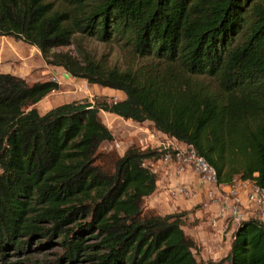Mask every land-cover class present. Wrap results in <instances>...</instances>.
<instances>
[{
  "label": "trees",
  "instance_id": "obj_1",
  "mask_svg": "<svg viewBox=\"0 0 264 264\" xmlns=\"http://www.w3.org/2000/svg\"><path fill=\"white\" fill-rule=\"evenodd\" d=\"M80 34L120 42L134 63L109 66ZM0 35L36 46L72 77L125 93L42 113L36 104L58 81L0 72V264L25 263L9 254L39 249L36 236L59 242L54 264H216L197 260L182 214L144 206L157 188L147 161L162 151L101 150L115 136L100 112L151 121L192 145L219 184L264 186V0H0ZM68 45L77 54L53 50ZM221 261L264 264V222L242 220Z\"/></svg>",
  "mask_w": 264,
  "mask_h": 264
},
{
  "label": "rangeland",
  "instance_id": "obj_2",
  "mask_svg": "<svg viewBox=\"0 0 264 264\" xmlns=\"http://www.w3.org/2000/svg\"><path fill=\"white\" fill-rule=\"evenodd\" d=\"M77 38L82 45L90 50L98 59H103L109 66L124 69L131 65V63H134L130 58L129 49L123 47L120 42L115 40L102 41L95 36H89L87 34H80ZM53 50L72 51L74 54H77L74 45L59 46L55 47ZM60 71L61 74L63 73L64 75L63 76L59 73L60 78L63 81V83H60V89L49 93L36 104V107L42 113L51 107L76 100L95 102L102 100L114 101L125 98V93L120 90L102 87L97 84H89L85 79L72 76L68 77L65 75L67 72L63 68H61ZM100 114L103 122L111 129L115 136L112 142H105L102 145L101 150L114 149L120 154H123L131 145H136L142 149L159 150L158 147H153L151 138L145 140L144 134L146 132L156 131L152 125H149L150 123H140L127 120L116 114L105 111H101ZM161 151L163 157L166 150L163 149ZM155 161L157 160H148L147 164L151 168L156 169L158 163L153 165V162ZM156 173L157 188L153 194L145 198L144 206L148 208L154 207L156 212L160 214H182L186 232L193 235L198 243V248L194 251L197 260H208L214 261L216 264H227L226 261L222 262L221 260L227 253L229 235L235 224H230V227L222 231L217 241H214L209 236L212 232V226L209 223L207 211H205L208 204H206L205 201H201L191 205L192 203L186 201L179 203L178 201L171 199L168 190L161 182L162 171L159 169ZM159 181L161 184H159ZM237 182H240V179H237ZM220 193L222 196L228 197V199H225V204L228 206L238 204L246 217L251 216L253 212H259L257 206L248 201H234L232 198L233 195L227 188L221 189ZM225 217L234 221L230 215H226ZM44 224L45 223L40 222V225ZM201 233H203V235ZM36 237L38 241L43 242V245L39 247V249H29V253H23L24 255L19 256L16 254H9L12 256L10 259H21L25 262L23 264H54L62 251V248L58 245L59 242L49 243L46 240L44 241L40 236ZM86 241H88V243H93L95 242V238H87ZM64 263L91 264L92 261L88 257H81L80 259L65 260Z\"/></svg>",
  "mask_w": 264,
  "mask_h": 264
},
{
  "label": "crops",
  "instance_id": "obj_3",
  "mask_svg": "<svg viewBox=\"0 0 264 264\" xmlns=\"http://www.w3.org/2000/svg\"><path fill=\"white\" fill-rule=\"evenodd\" d=\"M60 69L61 67L48 65L43 58L41 51L36 46L30 45L25 41L16 39L12 36L0 35L1 73H11L25 78L28 82L44 81L52 78L59 83H63L59 75V73L61 74ZM61 75H63V73ZM65 75L68 76L66 73ZM144 123H150L149 125H152L154 127L151 121H146ZM154 130L156 131L146 132L144 134L145 140L151 138L153 147H158L160 151L165 147H169L171 141L170 137L158 131L155 127ZM182 145V142L178 143L179 147H181ZM171 149L174 156L172 158V161L168 163L163 157H161V159H157V161L153 162V165L158 163V166L156 169H152L155 172H158L159 169L162 171L161 182L168 190V194L171 199L176 200L179 203L186 201L188 203H192L191 205H194L197 202L201 201H205V203L208 204L205 208V211H207L209 223L212 226V232L209 234V236L214 241H217L222 231L230 227V224H235L229 235V243L227 249L228 253L231 246L233 232L238 224H236L232 219H228V217L225 216L223 218H219L216 225H212L211 220L216 217L219 204L224 197L220 193V190L223 188H229L223 185L215 186L212 184H205L202 181L200 175L195 170L190 167H186L185 169H183V163L180 162L176 156V148L174 147V149ZM161 182L159 181V184H161ZM242 199L246 200L244 194L242 195ZM201 234L203 235V233ZM191 236L194 237L193 235Z\"/></svg>",
  "mask_w": 264,
  "mask_h": 264
},
{
  "label": "built area",
  "instance_id": "obj_4",
  "mask_svg": "<svg viewBox=\"0 0 264 264\" xmlns=\"http://www.w3.org/2000/svg\"><path fill=\"white\" fill-rule=\"evenodd\" d=\"M55 80V79H54ZM166 135V134H165ZM168 136V135H167ZM170 137L169 147L176 148V156L180 162H182L183 169L190 167L195 170L201 177L205 184L212 185H223L229 188L230 193L233 195L234 201L242 202V195L244 194L246 200L249 203L257 206L259 212H253L251 216L246 217L241 207L238 204L233 206H228L224 202L228 197L224 196L219 204L218 212L216 217L211 220L212 225H216L219 218H223L226 215H230L236 224H239L242 220L254 217L259 218L264 222V186L257 184L255 180L252 179H241L236 178L232 184H219L217 180V172L215 168L201 155L197 153L192 145L185 144L184 142L181 147L178 143L181 142L176 138ZM169 147H165L166 150L163 154V158L166 162L170 163L172 161L173 152ZM240 179V182H237ZM224 203V204H223Z\"/></svg>",
  "mask_w": 264,
  "mask_h": 264
},
{
  "label": "water",
  "instance_id": "obj_5",
  "mask_svg": "<svg viewBox=\"0 0 264 264\" xmlns=\"http://www.w3.org/2000/svg\"><path fill=\"white\" fill-rule=\"evenodd\" d=\"M68 76H72L70 73H67Z\"/></svg>",
  "mask_w": 264,
  "mask_h": 264
}]
</instances>
